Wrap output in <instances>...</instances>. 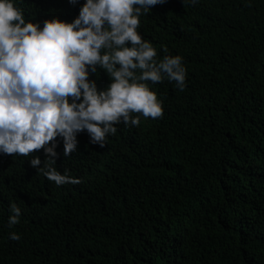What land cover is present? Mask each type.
I'll use <instances>...</instances> for the list:
<instances>
[{
    "label": "trees",
    "instance_id": "1",
    "mask_svg": "<svg viewBox=\"0 0 264 264\" xmlns=\"http://www.w3.org/2000/svg\"><path fill=\"white\" fill-rule=\"evenodd\" d=\"M84 2L18 6L43 26ZM139 31L158 60L183 57L187 87L148 82L163 116L116 125L103 147L82 131L64 156L57 137L54 167L81 183L31 167L43 149L0 154V264H264V0H166ZM89 79L111 82L99 66Z\"/></svg>",
    "mask_w": 264,
    "mask_h": 264
},
{
    "label": "clouds",
    "instance_id": "2",
    "mask_svg": "<svg viewBox=\"0 0 264 264\" xmlns=\"http://www.w3.org/2000/svg\"><path fill=\"white\" fill-rule=\"evenodd\" d=\"M19 2L0 0V154L29 157L43 149V166L35 155L31 167L57 186L78 184L79 178L54 167L57 137L64 156L77 150L82 131L103 147L116 125L163 116V101L148 82L167 79L180 91L187 87L183 57L158 60L157 49L139 31L141 16L166 0H85L71 22L54 17L43 26L26 19ZM97 66L111 78L104 89L89 79ZM10 211L12 227L20 223L21 208L12 203ZM9 237L21 238L16 232Z\"/></svg>",
    "mask_w": 264,
    "mask_h": 264
}]
</instances>
